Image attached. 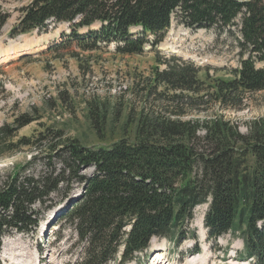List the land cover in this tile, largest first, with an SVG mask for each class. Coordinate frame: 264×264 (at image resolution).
<instances>
[{
  "label": "trees",
  "instance_id": "1",
  "mask_svg": "<svg viewBox=\"0 0 264 264\" xmlns=\"http://www.w3.org/2000/svg\"><path fill=\"white\" fill-rule=\"evenodd\" d=\"M173 16L191 30L232 34L237 26L239 65L226 71L229 78L206 82L189 61L174 55L170 63L159 59L155 48ZM5 21L0 13V27ZM48 22L69 26L62 34L63 48L76 43L81 51L91 52L113 45L115 53L131 56L150 47L157 63L146 96L167 99L172 109L165 112L169 116L139 112L127 126L132 138L122 133L99 147L46 128L42 140L50 133L48 152H54L61 168L31 176L22 166L0 181V242L10 231H29L37 224L33 206L64 183L63 199L68 198V187L76 182L80 192L60 214L80 246L74 264L137 262L155 237L176 247L189 237L196 239L191 223L196 207L203 204L208 237H237L253 264H264V118L250 122L243 134L221 114L195 120L170 116L183 115L185 108H236L245 94L264 90V0H32L21 9L12 33L44 32ZM87 118L102 136L108 120L101 105L89 107ZM30 121L21 116L13 128L0 127V156L14 131ZM18 143L30 144L28 139ZM86 168L93 173L81 174ZM191 253H199L197 246Z\"/></svg>",
  "mask_w": 264,
  "mask_h": 264
},
{
  "label": "rangeland",
  "instance_id": "2",
  "mask_svg": "<svg viewBox=\"0 0 264 264\" xmlns=\"http://www.w3.org/2000/svg\"><path fill=\"white\" fill-rule=\"evenodd\" d=\"M31 1L0 0V13L6 15L0 27V127L13 128L14 121L21 116L31 120L14 131L9 147L0 156V181L22 166H26L25 172L31 176L59 172V160L54 152H48L50 133L46 141L42 140L47 135L46 128L53 129V133L60 130L82 145L99 147L118 140L122 133L132 138L133 132L127 126L131 119L135 122L139 112L169 116L165 112L172 109L167 99H158L155 94L146 96V83L157 63L150 47L142 55L131 56L115 53L113 45L91 52L81 51L76 43L63 48L62 34L69 32V26L55 22H48L44 32L13 35L21 9ZM131 31L137 33L138 29ZM231 31L232 34H218L214 29H187L173 16L155 50L162 62L170 63L174 55L199 67L198 78L206 82L229 78L226 71L239 65L237 26ZM13 46L18 48L17 53L10 51ZM94 105H101L107 115L102 136L96 135L87 118L89 107ZM216 114L230 120L245 134L250 122L264 118V90L245 94L243 103L236 108L217 105L208 110L185 108L183 115L170 116L195 120ZM124 126L126 132H122ZM21 139H28L30 144L20 145ZM57 140L53 137V143ZM92 173V168L81 170L83 175ZM68 191V198L63 199L64 183L44 203L33 206L37 224L29 231H10L2 237L0 264H74L80 246L68 223L60 220V214L70 198L78 195L80 184L71 183ZM206 208L203 204L194 211L191 227L196 239L189 237L176 247L167 239L155 237L138 255L137 262L127 264H253L237 237L230 234L216 239L208 237L203 226ZM195 246L199 253L191 255Z\"/></svg>",
  "mask_w": 264,
  "mask_h": 264
},
{
  "label": "bare ground",
  "instance_id": "3",
  "mask_svg": "<svg viewBox=\"0 0 264 264\" xmlns=\"http://www.w3.org/2000/svg\"><path fill=\"white\" fill-rule=\"evenodd\" d=\"M19 49H20V48H19ZM10 51H11L12 53H17V52H18V48L15 47V46H13V47L10 48ZM20 51H21V49H20ZM28 52H29V51H27V52H25V53H28ZM171 52H175V50L171 49Z\"/></svg>",
  "mask_w": 264,
  "mask_h": 264
},
{
  "label": "water",
  "instance_id": "4",
  "mask_svg": "<svg viewBox=\"0 0 264 264\" xmlns=\"http://www.w3.org/2000/svg\"><path fill=\"white\" fill-rule=\"evenodd\" d=\"M235 2H238V3H245V2H249L251 0H233Z\"/></svg>",
  "mask_w": 264,
  "mask_h": 264
}]
</instances>
